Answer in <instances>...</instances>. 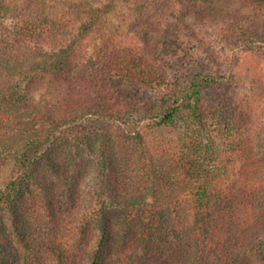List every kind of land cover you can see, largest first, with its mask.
Instances as JSON below:
<instances>
[{
	"label": "trees",
	"instance_id": "obj_1",
	"mask_svg": "<svg viewBox=\"0 0 264 264\" xmlns=\"http://www.w3.org/2000/svg\"><path fill=\"white\" fill-rule=\"evenodd\" d=\"M70 7L0 0V264H108L118 241L156 264H264V118L227 95L264 26L226 23L224 53L166 72L133 47L91 52L103 11Z\"/></svg>",
	"mask_w": 264,
	"mask_h": 264
},
{
	"label": "rangeland",
	"instance_id": "obj_2",
	"mask_svg": "<svg viewBox=\"0 0 264 264\" xmlns=\"http://www.w3.org/2000/svg\"><path fill=\"white\" fill-rule=\"evenodd\" d=\"M26 3L27 0H19ZM55 14L74 15L70 5H86L103 12L88 37L91 52H95L104 42L109 45L133 47L138 54L157 62L166 72L200 69L195 61L206 56L208 50L224 53L219 40V29L226 23L235 22L241 26L247 24L263 25L253 14L250 0H203L207 9L197 11L194 2L188 0H38ZM179 3L184 14L178 17L176 9ZM248 63L241 65V80L229 85L228 97L236 107H242L241 100L248 97L250 104L264 118V54H251ZM201 63V61H200ZM210 63V62H209ZM207 64V63H206ZM247 66L249 68H247ZM212 69L209 65L207 69ZM247 69H251L249 72ZM183 73V72H182ZM228 90V89H227ZM264 128L255 130L257 143L264 140ZM179 127H163L151 130L152 138L176 137ZM168 172L169 163L164 164ZM175 175H178L176 171ZM39 219L33 217V220ZM116 230L118 227H116ZM171 240V236L169 238ZM167 244H165L166 247ZM122 252L121 243L114 245L108 264H156L144 257L146 251L140 246L128 244ZM163 245L165 258L173 253ZM141 259L133 258L136 253ZM207 264H216L209 261ZM245 264H262L253 255Z\"/></svg>",
	"mask_w": 264,
	"mask_h": 264
}]
</instances>
